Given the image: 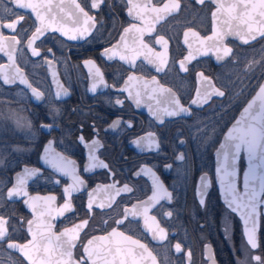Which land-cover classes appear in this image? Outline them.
I'll use <instances>...</instances> for the list:
<instances>
[{
	"label": "snow or ice",
	"instance_id": "obj_1",
	"mask_svg": "<svg viewBox=\"0 0 264 264\" xmlns=\"http://www.w3.org/2000/svg\"><path fill=\"white\" fill-rule=\"evenodd\" d=\"M11 7L5 4L0 12V53L7 57V64L0 63V81L3 85H14L17 82L25 85L31 90L32 96L40 101L45 98V94L33 87L23 70L18 66L16 60L17 51L23 52L27 48L31 56L42 57L45 63L52 64L46 54H51L55 59L52 48H47L44 53L41 51V45L47 39L49 33H59L67 40H82L92 35V30L96 28V18L90 15V11L99 10L106 3V0H87L82 6L79 0H70L66 4L65 0H8ZM126 7V14L130 17L127 27H123L120 39L116 44L105 48L101 52V57L106 60L119 59L129 66V75L123 79L122 84H108L104 78L99 66L92 59L84 61V66L89 69V75L92 79L91 87L88 91L96 94L98 88L113 89L115 97L108 100V103L123 109L126 101H132L137 108L146 107L154 122H158L157 127H165V118H185L191 116L192 106L202 107L213 96L224 97L226 95L222 88L226 84L217 87L212 79L203 72L196 74L197 88L195 98L189 106L181 103V98L173 91L171 87H165L157 76L163 73L167 76L175 70L178 73H188L189 65L197 60L199 56H208L210 53L215 56L217 62L224 61L226 58L235 63L233 49L228 47L224 41L228 36L237 37L242 44L247 45L257 38L264 39V0H235L234 3L225 5L218 0H195L196 4L206 6L207 4L217 5L216 10L211 13L213 18V29L211 36L201 37L196 31L188 29L183 33V44L187 46V55L180 60L169 58V39L157 32L156 24L167 17L179 13L182 10L180 0H122ZM160 4L162 6H157ZM189 6L187 3L185 7ZM86 8L88 10H86ZM16 10H25L24 14ZM30 10L34 19L27 23V14ZM226 12L227 18L222 20L226 30L222 28L217 30L218 14ZM71 21V26L65 21ZM137 21L139 23H137ZM24 22V23H22ZM27 24V26H25ZM19 26V28H18ZM3 29L9 30L12 35L9 37L4 34ZM155 33V35H153ZM131 35L132 42L129 44L128 37ZM145 36L148 40H145ZM41 43L38 44L37 42ZM212 43L209 44L208 42ZM198 44L199 47H193ZM160 46L161 51H157L155 46ZM142 64L152 66V71L156 75H151L148 80L144 75H136V69L140 68L137 61ZM178 64V68L176 65ZM264 66V58L261 61H252L244 69L246 73L253 72L254 66ZM143 71V69H141ZM264 80V72L261 74ZM55 80V74H54ZM58 91L55 93L56 99L62 96L66 97L69 92L62 85H57ZM258 92L255 97L247 104L242 113V119L237 120L228 130L224 137V143L219 145L216 152L217 167L216 178L219 182L221 194L224 202L233 213H238L243 221V233L247 239V245L250 249L259 248L258 239L259 217L262 213L261 205H264V83H258ZM126 94V95H124ZM155 102V107L152 103ZM52 123H46L42 127L51 132L56 125L55 118L60 115V110L53 107L51 110ZM18 127L31 128V123L17 117ZM134 129V123L131 119L124 120L117 117L108 127L104 129L107 133L125 132ZM196 133L200 136L207 135L204 129L196 128ZM192 132V128H189ZM93 138L86 140L83 134L78 136V142L88 149L87 161L83 171L92 172L96 169L107 170L106 174L112 180L111 183L103 185V191L106 193L109 203H96L93 199L94 193L101 190V185L88 191L87 210L89 216L94 211V205L97 208H111L113 204L117 207L120 202L116 201L117 196L121 194H135V186H130L126 179L131 177L147 176L151 179V195L146 199H137L134 203L126 204L120 213L121 218L114 221L117 227H112L106 235H92L88 238L85 229L89 225V219H82L79 223L72 224L71 227H65L62 231H54L55 221L59 217H64L65 213L74 212L72 198L74 193L87 188L86 182L77 171V163L70 159L63 152L56 151L51 145L53 141L49 140L43 149V155L40 160L47 169H51L45 175L46 169L40 167H29L25 165L22 170L15 172L11 180H0V207L19 201L22 202L32 212L33 219L27 220V234L31 237L26 242L21 243L14 238L17 231L15 226L10 223L11 216H5L0 213V247L6 246L19 252L27 264H140L144 254L151 258L152 264H156V257L152 255L147 243L142 242L140 238H134L125 231L118 230L119 227H127L135 223L138 228L143 229L153 241L162 243L169 241L170 229L173 227V217L175 209H166V205L173 204L175 197L174 191H169L160 176L155 170V166L148 163L139 164L131 170V177L121 178L120 174L100 158L97 153L105 146L99 138V130L93 125ZM181 133L177 132L179 139ZM4 129L0 126V168L8 169L12 167L13 162L20 163V157L29 151V147L21 144H10L4 138ZM199 138V137H196ZM28 140H34L35 134L29 133ZM129 143L134 145L142 153H155L162 155V135L157 131L149 130L146 134H140L137 138L130 139ZM180 144H184L183 139H179ZM244 151L248 160V171L243 177V193L237 190L236 184V163L240 157L241 151ZM185 162L186 154L181 152L174 157L175 162ZM173 164H165V171L172 170ZM257 169L261 174L257 175ZM58 174V175H57ZM60 177H67L71 183L62 186L64 202L56 205L57 197L55 195H31L28 191L29 183L38 182L44 179L57 185L61 184ZM186 178V169H185ZM202 182L197 189L200 197L198 203L201 206L206 205L205 190L209 186L207 175L200 178ZM259 180V190L255 181ZM250 182H253L250 184ZM10 185V186H9ZM117 185H122L117 187ZM131 200V197H129ZM153 209L157 211L153 213ZM142 221V224L140 223ZM18 223H25L18 220ZM167 223V226H164ZM11 229V231L9 230ZM84 233V239L81 233ZM170 244V241H169ZM175 252L184 254L190 264L191 251L185 252L181 242L174 245ZM75 250V254H74ZM249 258L256 264H264V256L250 255L245 256L243 261L238 264H248ZM209 261L214 257L209 256Z\"/></svg>",
	"mask_w": 264,
	"mask_h": 264
},
{
	"label": "flooded vegetation",
	"instance_id": "obj_2",
	"mask_svg": "<svg viewBox=\"0 0 264 264\" xmlns=\"http://www.w3.org/2000/svg\"><path fill=\"white\" fill-rule=\"evenodd\" d=\"M79 2L84 6L87 0H79ZM153 2L155 3L156 0ZM164 2H168V0H164ZM180 2L182 10L179 13L156 24L157 32L169 39L170 61L172 59L178 61L187 55V46L183 44L184 31L191 29L198 32L201 37L212 35L213 18L211 13L216 8L215 4L201 6L196 4L195 0H180ZM6 3L11 7L8 0H0V12L3 11ZM186 3L189 6L185 7ZM157 6L162 5L157 4ZM86 10L88 9L86 8ZM16 11L21 14L25 13V10ZM89 14L95 16L96 28L92 30V35L86 39L72 41L60 36L59 33L48 34L47 39L41 45V51L44 53L45 49L52 48L55 59L51 54H46L48 59L52 60L51 65L45 63L42 57L31 56L27 48H24L23 52L17 51L18 66L23 70L33 87L44 92V99L37 101L32 96L31 90L18 82L14 85H3L0 81V126L4 129L3 138L10 144L29 147V151L19 158V165L13 162L11 168L6 170L0 168V180H11L15 172L22 170L25 165L44 168L46 169L45 175H47L51 169H47V166L40 160V156L43 155V149L48 141H53L52 148L76 161L78 174L87 185L85 190L73 195L72 205L75 211L65 213L64 217L53 221L54 231H62L63 228L71 227L72 224L87 218L89 225L85 232L88 233V238H91L92 235H103L110 232L112 227H117L114 221L121 218L120 213L126 204L134 203L137 199L144 200L151 195V179L149 177L143 175L131 177V170L135 169L137 165L148 163L155 166L157 174L169 191H173L175 186V200L173 204L166 205V209H175L172 220L173 227L170 229L169 235L170 244L169 241L162 243L153 241L149 235L143 233L142 227L138 228L135 223L127 227H119L118 230L125 231L126 234H131L134 238H140L142 242L147 243L157 258L158 264H188L186 256L176 253L172 247L178 241L184 246L185 252L191 251L190 264H205L203 244L206 242L211 244L218 264H238V261H243L249 254L264 256V214L259 217L258 239L261 246L257 249H250L242 235L238 219L220 202L213 161V151L224 130L262 80L261 74L264 72V66L256 65L254 71L248 73L244 69L250 62L258 59L261 61L262 57L264 58V39L258 38L256 41L244 45L228 36L224 43L233 49L235 63L229 58L217 62L215 56L210 53L208 56L198 55L197 60L189 65L188 73L177 74L173 70L167 76L163 73L159 74L157 78L160 82L165 87H171L181 98V103L184 106H189L191 100L195 98V90L198 86L196 74L199 72L210 77L217 87L224 84L227 87L222 88L226 93L224 97L213 96L202 107L193 105L191 116L183 119L165 118L166 121H169L166 126L157 127L158 122H154V117L144 106L137 108L132 101H126L123 109L111 106L108 100L116 95L113 89L98 88L96 94L88 91L92 79L89 69L84 66V61L87 59L95 61L108 84H122L123 79H126L130 74L129 66L118 58L109 61L101 57V52L105 48L117 43L123 27H127L130 22L122 0H106L99 10L93 9ZM33 19L29 10L27 23H31ZM219 21L221 20L219 19ZM137 23L139 22L137 21ZM2 31L9 37L12 35L7 29ZM145 40H148L147 36H145ZM128 42L129 44L132 42L131 35L128 37ZM155 47L157 51L162 50L158 45ZM193 47H199V45L194 44ZM7 62V57L0 53V63L7 64ZM137 65L141 67L134 70L136 75H144L148 80L151 79V75H156L152 71L151 65L142 64L141 60L137 61ZM176 67L178 68V64ZM58 84L68 90V96L56 99L55 93L59 90ZM152 103L155 107V102L152 101ZM53 107L60 110V115L55 118L58 126L49 132L42 125L52 123L53 118L50 110ZM17 117L30 122L31 128L18 127ZM117 117H122L124 120L131 119L134 129L106 133L104 129ZM93 125L99 130V138L105 146L99 150L97 155L109 163L122 179L131 177L125 182H128L130 186H135L136 191L134 196L133 194L117 196L116 201L120 202L119 207L113 204L111 208L101 209L94 205V211L89 216L87 210L88 191L101 185V190L94 193L93 199L96 203L102 202L107 205L109 200L103 191V185L112 182L105 169H96L87 173L83 171L88 163V149L78 142V136L83 134L86 140L90 141L94 135ZM190 127L192 128L191 133L189 132ZM196 128L204 129L207 135L200 136L199 133H196ZM149 130L157 131L162 135V155L142 153L129 143L130 139L137 138L140 134H146ZM177 132L181 133L179 139H183L184 144L179 143ZM29 133L35 134L34 140L27 139ZM181 152L186 154V161L173 163L175 155ZM165 164H173L172 170L165 171ZM243 166V160L240 157L239 175ZM203 175H207L209 180V186L205 190V206L198 203L200 197L197 193V189L202 183L199 178ZM60 179V185L44 179L38 182L30 181L28 191L31 195H55L57 197L56 205L59 206L64 202L62 186L71 183L67 177H60ZM120 186L122 185H117V187ZM152 211L155 213L157 210L153 209ZM0 213L12 217L10 223L17 229L14 233V238L17 241L24 243L31 238L27 234L26 221L33 219V214L23 204L22 199L0 207ZM18 220H23L25 223H18ZM140 223L142 224V221ZM226 224L230 227L228 238L232 237L236 243L235 245L231 244L232 255L227 252L220 240L221 230ZM164 226H167V223ZM9 230L11 231V229ZM81 238L86 243L83 232ZM0 264H27V261L19 252L4 246L0 247ZM248 264H256V262L249 258Z\"/></svg>",
	"mask_w": 264,
	"mask_h": 264
},
{
	"label": "water",
	"instance_id": "obj_3",
	"mask_svg": "<svg viewBox=\"0 0 264 264\" xmlns=\"http://www.w3.org/2000/svg\"><path fill=\"white\" fill-rule=\"evenodd\" d=\"M218 2H219V3H223V4H225V5H228V4L234 3L235 0H218ZM65 3H66V4L70 3V0H69V1L67 0ZM215 7H217V5H215ZM215 10H216V8H215ZM215 10H214V11H215ZM226 18H227V14H226V12H224V11L222 10V12L219 13V14H218V17H217V24H216V27H217V30H218V31L221 30V28H224V29L226 30V26H224V25L222 24V20H224V19H226ZM219 19H220L221 21H219ZM65 22L68 24V26H69V23H71V21H67V20H66ZM230 37H233V38H235L237 41L241 42L237 37H234V36H230ZM257 39H258V38H257ZM252 42H253V41H252ZM260 83H264V80H261ZM258 90H259L258 87H256V89H255V91L253 92V94L248 98V100H247V101L244 103V105L240 108V110L238 111L237 115L234 117V119L231 121V123H230V124L227 126V128L224 130V132H223V134H222V136H221V138H220V141H219L217 147H216V148L214 149V151H213L214 175H215V182H216V186H217V189H218L220 202H221V204H222L225 208H227L229 211H231V209H229V208L227 207V205L225 204V202H224L223 195L221 194V191H220L219 182H218V180H217V178H216V171H215V170H216V167H217V156H216V152H217V150L219 149V145H220L221 143H224V137H225V135L227 134L228 130H229V129L235 124V122H236L237 120H241V119H242V113H243L244 108L247 107V104H248L249 102H251V100L253 99V97H255V95H256V93L258 92ZM240 157H242V160H243V164H244V166H243V169H242V171H241V174L239 175V159H240ZM240 157H239V159L237 160V163H236V172H237V175H236V184H237V190H238L240 193H243V191H244V188H243V177H244V173H245L246 171H248V160H247V155H246V153H245L243 150L241 151ZM260 174H261V170H260V169H257V175L259 176ZM251 183H253V182H250V184H251ZM254 183H255V185H256V187H257V190H259V180L257 179ZM260 210L262 211V213H264V205H261ZM231 212H232V211H231ZM232 213H233V212H232ZM233 214H234V215L236 216V218L238 219V221H239V225H240V228H241L242 235H243L245 241L247 242V239H246V237H245V235H244V233H243V221L241 220V218H240V216H239L238 213H233ZM258 229H259V224H258ZM106 234H107V233H106ZM106 234H103V235H106ZM257 235H258V233H257ZM149 250H150V249H149ZM150 251H151V250H150ZM151 252H152V251H151ZM152 255L155 256V255L153 254V252H152ZM203 255H204V258H205V260H206V261H205V264H213V261H209V260H208V257H209V256L214 257V264H218V262H217V260H216V258H215V256H214L213 248H212L211 244L208 243V242H206V243L203 244ZM140 264H152V260H151L150 257L147 256V253H145L143 259L140 260ZM156 264H158L157 258H156Z\"/></svg>",
	"mask_w": 264,
	"mask_h": 264
},
{
	"label": "rangeland",
	"instance_id": "obj_4",
	"mask_svg": "<svg viewBox=\"0 0 264 264\" xmlns=\"http://www.w3.org/2000/svg\"><path fill=\"white\" fill-rule=\"evenodd\" d=\"M263 58V57H262ZM260 59H258L257 61H259ZM259 67H260V65H259ZM258 67V68H259ZM221 232H222V236H224L223 238L226 240V241H228V242H230V244H231V238H228L229 237V232H230V227H229V225L228 224H226L225 226H223V230H221ZM228 244V243H227ZM221 246V245H220ZM229 246V245H228ZM231 246V245H230ZM223 247L227 250V245H226V242L224 243V241H223ZM222 246H221V248H223ZM243 249V248H242ZM223 253V252H222ZM245 259V258H244ZM238 261V260H237Z\"/></svg>",
	"mask_w": 264,
	"mask_h": 264
},
{
	"label": "trees",
	"instance_id": "obj_5",
	"mask_svg": "<svg viewBox=\"0 0 264 264\" xmlns=\"http://www.w3.org/2000/svg\"><path fill=\"white\" fill-rule=\"evenodd\" d=\"M223 237H224V236H222V233H221V239H220V240L222 241V243H223V241H224V243L226 242V245H227V247H228V248H227V252H230V253H231V246H230V245H231V244H232V245H233V244L235 245V244H236V243H235V240H233L232 237H231V244H230V242L226 241ZM227 243H228V244H227ZM228 245H229V246H228ZM223 253H224V252H223ZM230 253H229V254H230ZM231 255H232V253H231ZM231 264H234V263H231Z\"/></svg>",
	"mask_w": 264,
	"mask_h": 264
}]
</instances>
